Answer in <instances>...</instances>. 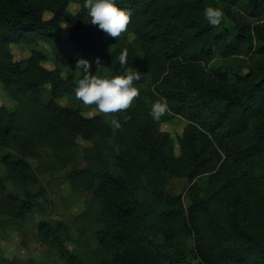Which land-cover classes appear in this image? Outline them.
<instances>
[{"label":"trees","instance_id":"trees-1","mask_svg":"<svg viewBox=\"0 0 264 264\" xmlns=\"http://www.w3.org/2000/svg\"><path fill=\"white\" fill-rule=\"evenodd\" d=\"M71 2L79 5L77 12L69 10ZM117 2L131 10L126 30L134 39L109 38L118 45L109 53L96 32L98 27L87 20L83 0H0V65L8 71L20 69L17 90L23 95L20 109L0 120L1 161L23 192L12 207L13 215L20 217L38 205L41 191H33L39 178L30 161L10 145L28 147L31 153L36 139L63 150L74 144L77 132L89 138L99 135L91 163L69 172L72 180L81 181L102 199L100 224L94 232L99 245L93 255L107 252L113 264H244L246 256L264 263V208L259 204L264 189V123L258 120L263 110L255 105L257 93H264V62L251 68L242 88L222 86L241 77L246 67L242 54L255 51L264 56V0ZM205 5L222 9L219 24L208 23ZM62 19L69 23L67 36L61 34ZM39 36L50 39L62 61L68 60L64 52L71 51L107 65L108 74L97 75L136 70L140 79L133 81L135 85L150 80L148 86L138 88L132 110L116 112L118 145L106 140L111 127L93 125L101 116L87 117L79 107L56 101L63 94H74L75 80L84 73L76 77L46 67L43 52L32 55L22 69L11 60V43H30ZM122 48L128 50L125 65L118 59ZM212 59L205 71L202 63ZM46 84L52 92L48 102L41 97ZM161 98L167 104L161 120L171 112L188 121L179 137L181 155L176 159L184 164L174 168L169 132L157 130L152 135L147 128L153 120L150 106ZM178 169L189 181L195 180L197 191L190 190L193 221L197 215L201 218L200 209L204 215H216L215 227L192 225L182 195L167 190V180ZM38 230L41 239H52L67 256V264H90L91 254L77 257L68 249L69 228L61 220L43 221ZM189 233H196L197 262L188 257L184 237ZM225 239L231 242L230 248L224 245Z\"/></svg>","mask_w":264,"mask_h":264},{"label":"rangeland","instance_id":"rangeland-1","mask_svg":"<svg viewBox=\"0 0 264 264\" xmlns=\"http://www.w3.org/2000/svg\"><path fill=\"white\" fill-rule=\"evenodd\" d=\"M69 10L71 12H77L79 5L75 2L69 4ZM45 17H50V13H46ZM228 22V19H224ZM96 32L101 35L104 43V48L112 53L118 47L117 44L108 41L110 37L101 29L97 28ZM69 33V23L67 20H61V34L67 36ZM121 39L126 38L128 41L134 39V35L128 30L122 32L119 36ZM118 37V38H119ZM50 39L46 36H39L33 42H20L11 43V60L18 63L17 68H24L27 65V60L38 52L46 54V59L42 60V63L48 68H59L62 74L68 73L74 74L76 77L79 74L84 73L82 67H76V62L80 58L77 54L67 51L64 52L68 60L62 61L57 58L55 51L53 50ZM242 59L246 67L241 72L240 78H231L225 81L222 86L232 89L242 88L250 79L251 68H258L264 62V56L252 51L251 53L242 54ZM88 71L91 74H108V67L105 64L94 63L89 58ZM219 58H215V61ZM214 59L202 63L205 71H209ZM20 69L14 71H8L0 65V120H7L12 112L16 113L20 108V103L23 95L17 87L20 86L21 76L19 74ZM78 79L75 80L77 82ZM150 82L147 79L144 83L137 84V88H145ZM50 84H46L41 92V97L44 102H48L52 99ZM55 100V99H54ZM148 100V99H146ZM57 103L62 106H68L81 109L84 116L94 117L101 116V121H95L93 125H97L100 128L103 124H107L111 127L112 134L107 136V141L113 145H118L116 139L118 136L117 128L113 127L109 121L113 118L118 119L117 113H100L94 104L84 105L79 101L74 94H63L56 98ZM136 100L128 108L127 112L132 110ZM255 105L257 109L263 110V114L258 117V120L264 123V93L258 92L255 98ZM23 110V109H22ZM22 115V112H21ZM19 116V118L21 117ZM151 120L147 122L148 132L155 134L157 130L167 131L173 139L174 156L175 160L181 155L179 137L182 133L183 127L187 124V120L179 115H173L169 113V117L161 120L160 115L152 116ZM3 118V119H2ZM104 122V123H103ZM153 122V123H152ZM157 122V124L155 123ZM92 125V126H93ZM95 134V133H93ZM26 137L20 139L23 143L26 141ZM85 137L83 134L77 132L73 137V145L60 150L54 143H40L35 139L36 144L30 153V148H25L21 145H10V149L13 150L19 156L27 158L32 164L35 173L38 175V181L32 186L33 191H41V195L38 197V205L34 206L30 211L26 212L20 217L13 215L12 207L17 203L16 201L23 197V192L16 184L15 180L10 177L6 166L1 161L0 154V176L3 185L0 184V264H67V256L59 250L52 239L43 240L40 238L39 225L43 221L55 223L56 220H61L69 228V236L67 237L66 244L70 251L75 256L90 255V264H113L111 256L104 252L100 255H93L94 250L98 247V241L94 232L98 228L99 221V207L102 199L100 195L94 190L89 191L85 189L81 181H74L70 178L69 172L74 167H81L86 164H90L92 161L91 155L96 148V143L100 142L99 135H91ZM22 143V144H23ZM174 164L183 165L184 161L181 159L172 162V168ZM176 173L170 175L167 180V190L173 194H181L187 208L186 216L188 221L193 225H206L209 227L216 226V215L209 214L204 215V211L201 212V218L197 215V221H193V214L191 212L192 198L190 190L197 191L194 186V181L182 174V171L178 169ZM201 184H204V178L199 179ZM200 184V185H201ZM260 206L264 208V189L261 190ZM15 197V198H14ZM14 198V199H13ZM195 231V230H194ZM196 232V231H195ZM220 238H224L222 234ZM51 240V241H50ZM186 241V248L188 257L197 262L199 257L196 255V233H189L184 237ZM224 245L228 248L232 246L228 239L224 240ZM228 261V260H227ZM242 262L245 264H264L263 262L251 258L244 257ZM224 264H232L230 261Z\"/></svg>","mask_w":264,"mask_h":264},{"label":"clouds","instance_id":"clouds-1","mask_svg":"<svg viewBox=\"0 0 264 264\" xmlns=\"http://www.w3.org/2000/svg\"><path fill=\"white\" fill-rule=\"evenodd\" d=\"M83 7L92 24L105 32L110 37L118 38L124 32L130 21V9L120 6L117 0H83ZM203 15L209 24L216 25L221 22L224 15L221 8L213 5H205ZM128 50L122 48L119 52V63H127ZM76 67H82L84 75L76 82L74 88L75 97L84 105L94 104L100 113H115L126 109L139 95V89L133 83L140 79L139 71H125L112 76H100L88 71L89 61L80 58ZM166 101L161 98L152 102L149 112L152 116H158L166 111ZM109 123L120 127L118 119H111Z\"/></svg>","mask_w":264,"mask_h":264}]
</instances>
